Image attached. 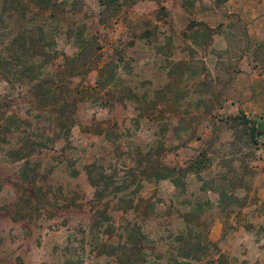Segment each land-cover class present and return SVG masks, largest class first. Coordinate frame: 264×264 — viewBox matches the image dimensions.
I'll return each mask as SVG.
<instances>
[{
  "label": "rangeland",
  "instance_id": "1",
  "mask_svg": "<svg viewBox=\"0 0 264 264\" xmlns=\"http://www.w3.org/2000/svg\"><path fill=\"white\" fill-rule=\"evenodd\" d=\"M242 118L264 132V0H0V264H264Z\"/></svg>",
  "mask_w": 264,
  "mask_h": 264
},
{
  "label": "trees",
  "instance_id": "2",
  "mask_svg": "<svg viewBox=\"0 0 264 264\" xmlns=\"http://www.w3.org/2000/svg\"><path fill=\"white\" fill-rule=\"evenodd\" d=\"M47 2H49V0H45ZM141 1V0H98L99 4L101 7L103 8H110L112 6H118V8L125 6H132L134 5L136 2ZM53 111L54 110H62L61 106H59V102L56 101L53 103ZM63 113H61L62 115ZM237 119V118H236ZM235 119V120H236ZM243 125L245 124H250V122L248 120L245 119H241ZM58 127H59V131L63 134H68L70 132V127L69 125H66L64 120H62V118L59 117V123H58ZM248 129V136L250 138V141L254 144H257V140H256V132H257V126L255 124H250V126L247 128ZM95 164H89L87 166H85V169L87 171V176H88V180L89 183L91 184L92 187H94L95 189V199L97 201H101L102 199H104V197L106 196H115V190L112 191L109 187L111 186V184H109L107 182V180L109 179H105V177L103 175H96L94 173L95 171ZM147 169L152 170L154 174H149L148 177L155 179L156 181H160V180H166L169 179L171 180L173 183H175L176 181V174H179L181 172L184 171L183 168H178V167H170L164 164L159 163V161L156 162H151L150 166L147 167ZM121 183H125V180H123ZM139 201L142 203L144 202L143 198H140ZM126 210V209H125ZM124 210V211H125ZM95 213V220L94 222H99L100 221L103 223L102 220H100V218H98V216L100 215L101 211L99 209H95L94 210ZM104 215H107L106 213H104ZM106 217V216H105ZM106 221V220H105ZM212 243L209 241V245H211ZM217 253V258L216 260H213L214 262L212 264H228L227 260L225 259V257L221 254H219L217 252V250H215ZM176 264H178V262H175ZM182 264H188L187 262H182Z\"/></svg>",
  "mask_w": 264,
  "mask_h": 264
},
{
  "label": "water",
  "instance_id": "3",
  "mask_svg": "<svg viewBox=\"0 0 264 264\" xmlns=\"http://www.w3.org/2000/svg\"><path fill=\"white\" fill-rule=\"evenodd\" d=\"M256 135L258 136V138H260L262 141H264V132L259 133L258 129H257Z\"/></svg>",
  "mask_w": 264,
  "mask_h": 264
},
{
  "label": "crops",
  "instance_id": "4",
  "mask_svg": "<svg viewBox=\"0 0 264 264\" xmlns=\"http://www.w3.org/2000/svg\"><path fill=\"white\" fill-rule=\"evenodd\" d=\"M249 28L253 31L255 28L253 25H249ZM257 129H258V132L261 133L262 132V129L258 128L257 126ZM264 142V141H263Z\"/></svg>",
  "mask_w": 264,
  "mask_h": 264
}]
</instances>
